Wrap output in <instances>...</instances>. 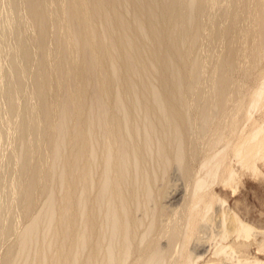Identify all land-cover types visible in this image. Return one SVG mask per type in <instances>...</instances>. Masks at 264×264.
Returning a JSON list of instances; mask_svg holds the SVG:
<instances>
[{
    "label": "bare ground",
    "instance_id": "1",
    "mask_svg": "<svg viewBox=\"0 0 264 264\" xmlns=\"http://www.w3.org/2000/svg\"><path fill=\"white\" fill-rule=\"evenodd\" d=\"M8 5L0 264H264V0Z\"/></svg>",
    "mask_w": 264,
    "mask_h": 264
},
{
    "label": "rangeland",
    "instance_id": "2",
    "mask_svg": "<svg viewBox=\"0 0 264 264\" xmlns=\"http://www.w3.org/2000/svg\"><path fill=\"white\" fill-rule=\"evenodd\" d=\"M10 2V0H0V26H1V28H0V38H1V35H2V38H1V44H0V49H3V50H1V51H3V52H1L0 51V60H1V62H0V64L2 65V68L3 67H7L8 66V64H9V60H10V58H8L9 56H10V47H8V46H11V48L13 47V46H15V42H16V39L15 38H11V35H13V34H11V30H10V28L8 27V26H10L9 25V17L11 16V12H10V8H9V5H8V3ZM5 10V11H4ZM5 18V19H4ZM8 18V19H7ZM8 21V22H7ZM4 32H3V31ZM9 30V31H8ZM2 32V33H1ZM3 34H5L6 35V41H8V44H7V42H5V39H3ZM7 36H8V38H7ZM13 37V36H12ZM10 38H11V40H10ZM8 39V40H7ZM14 39H15V41H14ZM14 41V42H13ZM4 42H5V45H4ZM14 44H12V43ZM3 43V44H2ZM7 46V47H6ZM8 49V51L6 52V48ZM5 51V52H4ZM8 54V55H7ZM5 55V56H4ZM7 56V57H6ZM4 62V63H3ZM1 67V66H0ZM4 69V68H3ZM7 71V68L1 73V75H0V77H1V79H5V80H0V83L3 85V82L5 83V81H6V83H7V81L9 82V78L10 77H4V76H9V73L8 72H6ZM8 74V75H7ZM3 77V78H2ZM8 79V80H7ZM1 85V86H2ZM6 85V84H5ZM4 86V85H3ZM1 92V91H0ZM2 97V98H1ZM2 99V100H1ZM21 100H23V98L21 99ZM6 102V103H5ZM7 102H8V98H6L5 96H3V93H1L0 94V107L4 110L5 109V107H7ZM8 116V117H7ZM11 117V116H10ZM7 118H8V120H7ZM3 119H5V120H3ZM12 120L14 119V116H12V118H11ZM0 120H2V121H5L4 123H5V125H3L4 123H2V121H0L1 123H0V125H1V127H2V129H3V131H2V129H1V127H0V129H1V137H2V139H0L1 141H0V145H2V146H0V153H1V157H0V188H1V190H0V204H7L8 205V200H9V202H11V188H10V185L8 186V182L11 180V177H13V175H15V173H17L18 171V165L16 166V164L18 163V155L20 154V152H19V150H18V152L19 153H17V151H16V153L18 154H16L14 151H12L13 150V148L12 147H14V146H11V144H13V145H15V133L13 134V129H12V131H11V128H9L10 127V125H7L8 123L9 124H11V122H10V119H9V114H7L6 112H5V110H4V112H3V114L1 115V117H0ZM7 123V124H6ZM3 125V126H2ZM7 125V126H6ZM12 125V124H11ZM6 126V127H5ZM4 127V128H3ZM7 127H8V129H7ZM8 130V131H7ZM4 131H5V133H4ZM11 131V132H10ZM4 133V134H3ZM5 135V136H4ZM11 136V137H10ZM14 136V137H13ZM8 137V138H7ZM11 138V139H10ZM12 138L14 139V140H12ZM12 141V142H11ZM14 141V142H13ZM2 142L4 143V144H2ZM2 150V151H1ZM8 151H9V153H8ZM7 152V153H6ZM15 153V154H12V153ZM14 156L15 155V158L17 159V161H16V159L15 158H13L12 156ZM5 155V156H4ZM6 155H8V156H6ZM10 156V158H8ZM20 156V155H19ZM8 158V159H7ZM15 159V161L16 162H14V160L13 159ZM9 161V162H8ZM8 162V163H7ZM14 162V163H13ZM16 163V164H15ZM12 164H14V165H12ZM6 166V167H5ZM14 167V168H13ZM10 170V171H9ZM15 171V173H14V171ZM4 171V172H3ZM2 173V174H1ZM11 173V174H10ZM4 174V175H3ZM7 174V175H6ZM3 178V179H2ZM10 178V179H9ZM4 180V181H3ZM6 181V182H5ZM4 183V184H3ZM3 186V187H2ZM7 186V187H6ZM5 187V188H4ZM10 190H8V189ZM2 189H3V191H2ZM9 191L8 193H7V190ZM4 193V194H3ZM2 195V196H1ZM228 195L229 196H231L232 195V193L230 192V191H228ZM10 196V197H9ZM3 198H5V199H3ZM8 198V199H7ZM231 199H232V203L233 204H238V206L241 208V211L244 213V214H246V216L248 217V219L249 220H251V221H253V222H255L256 224H258L259 226H262V227H264V183H262L261 181H259V180H257V179H255L254 177H247L246 178V187H243V188H241V192L236 196V197H232L231 196ZM7 201V202H6ZM243 201V202H242ZM15 208H17V210L15 209ZM19 208V206H15L14 207V209H15V211L16 212H13V213H15V214H13L12 213V215H9L10 217H12V216H14L13 218H11V219H13V221H12V223L14 224H12V223H10L9 222V220H8V222L10 223V225L12 224L13 225V227L15 226V225H17L18 224V227H16V228H18V229H14V232L13 233H15V231H16V233L14 234V236H11V239L13 240V241H16L17 239H18V236L20 235V234H18V236H17V232H19L20 233V230H22V228L24 227V225L26 224V219H24L22 216L20 217V208ZM19 210V211H18ZM17 211H18V213H17ZM5 214V213H4ZM18 214H19V216H18ZM5 215H7V217L5 218V219H9L10 217L8 216V212L6 211V214ZM2 216V215H1ZM0 216V220H2L4 217H1ZM4 216V215H3ZM19 218V219H18ZM5 219H3V220H5ZM10 219V220H11ZM15 221H17V223L15 222ZM20 221V222H19ZM21 222H23L22 224H21ZM1 224V223H0ZM11 225V226H12ZM16 236V237H15ZM17 238V239H16ZM10 239V240H11ZM3 242V241H2ZM1 241H0V257H1V254H3L4 253V250H7V246H8V244L5 242H3L4 244H7V245H4L3 243H2ZM253 251H255V249H253ZM219 264H221V263H219Z\"/></svg>",
    "mask_w": 264,
    "mask_h": 264
}]
</instances>
